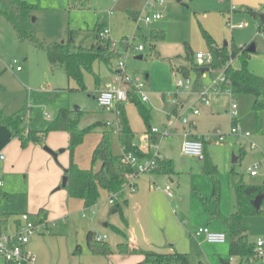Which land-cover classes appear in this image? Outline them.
<instances>
[{
    "label": "rangeland",
    "instance_id": "374dc122",
    "mask_svg": "<svg viewBox=\"0 0 264 264\" xmlns=\"http://www.w3.org/2000/svg\"><path fill=\"white\" fill-rule=\"evenodd\" d=\"M21 1L34 7L28 29L39 42H65L69 31H72L75 44L87 46L94 41L99 25L103 27L106 24L110 32V46L120 55L109 65L95 61L91 71L82 74L85 90H81L78 83L67 79L59 67L50 71L45 52L28 40L21 41L12 26L0 18V108L7 115L22 118L26 129L37 131L40 136V142L30 143L27 147H22L18 140L8 146L4 136L6 129L0 126V155L3 156L0 213L17 217L34 210L35 213L41 209L47 211L50 229L45 234L35 235L27 245L35 258L34 264H68L69 260H83L85 253L102 256L93 255L87 249L86 228L94 220L101 223L98 212L111 207L109 195L101 191L96 206L85 208L81 200L69 197L65 188L57 190L69 166L68 134L46 130L58 110L66 108L81 111L78 130L101 123L85 135L74 152V163L78 168L94 172L99 170V163L92 165V152L101 133L115 128L116 105L110 111L103 110L94 98L108 87L111 79L114 80L119 62L125 65L128 76L140 80L141 90L148 99L142 103L149 112L147 120L141 115L135 100L121 103L136 144H143L148 128H157L161 132L169 129L172 134L168 138H158L156 144L171 161L174 174L170 178L176 183L151 184V187L164 190L170 186L172 196L179 188L186 204L189 195L193 197L190 205L192 220L180 218L178 213V219L187 232L183 249L189 263L240 264L243 261L241 257L230 255L228 228L223 229L226 235L223 244L208 243L204 236L196 235V231L207 228L209 232H215L211 224L224 222L221 216L216 220L219 223L211 220L208 224L203 222L201 215H209L218 208L227 219L234 211L232 182H242L247 186L263 185L264 109L254 110L252 95H232L225 91L210 96V104L204 106L198 100V92L203 85H209L217 73H205L202 85L196 90L184 91L177 87V82L185 77L176 72V68L195 64L193 56L197 53L209 54V42L225 46L229 52L252 46L254 53L247 59L246 67L264 79V34L258 31L259 17L254 18L251 14V11L259 15L264 13V0H162V6L146 12H143L145 0H88L87 7L83 9H70L68 0ZM155 11L161 12V19L145 24V16H151ZM132 14L136 16L133 18ZM239 25L243 27L239 28ZM152 32H162L163 38L151 40ZM132 36L134 39H130V46L123 43ZM138 47L142 50L139 51ZM187 47L193 54L191 63L185 59ZM138 56L142 59H137ZM17 66L21 68L19 72L15 71ZM241 66L239 58L233 60L234 69ZM189 78L193 82V74ZM232 104L236 106V123L240 128L237 136L230 134L234 124L228 111ZM181 105L182 108L179 107ZM176 107H179L178 115L174 116L172 111ZM194 108L199 110L198 115L192 114ZM182 119L187 120V124H183ZM21 127L25 130L23 125ZM183 129L191 135L211 138L221 133L225 139L223 142L213 139L203 147L204 160L199 161L181 154L179 134ZM243 133L249 134L247 139L240 137ZM111 147L114 155L122 154L114 130ZM45 148L55 152L56 159ZM60 150L63 152L60 153ZM40 154L49 163L40 159ZM233 158L238 159L236 163L232 162ZM254 166H257V175L251 177L248 168ZM215 184L219 189L218 200L214 195ZM84 214L85 217H82ZM243 224L249 244L264 240V205L259 215L245 216ZM97 230L96 235H104L99 228ZM105 236V241H108V235ZM76 246H79V252L75 251ZM250 264H264V251L260 257L254 249Z\"/></svg>",
    "mask_w": 264,
    "mask_h": 264
},
{
    "label": "trees",
    "instance_id": "16d2710c",
    "mask_svg": "<svg viewBox=\"0 0 264 264\" xmlns=\"http://www.w3.org/2000/svg\"><path fill=\"white\" fill-rule=\"evenodd\" d=\"M87 3L88 0H68L70 9L86 8ZM33 9L32 5L21 0H0V18H4L12 26L21 41L28 40L36 48L43 50L48 63L52 67L58 66L62 68L66 77L75 80L81 90H85L82 83V74L84 71L90 72L92 64L95 61L109 65L112 60L119 57V54L111 48L110 40L100 39L97 35L94 37V41L87 46L75 44L72 31H69L68 39L65 42L56 44L39 42L28 29V20ZM251 14L254 18L258 17V14H255L253 11H251ZM258 31L264 34V20L260 23ZM162 38V32H152L150 34L151 40ZM209 47L212 61L204 68H209V72L222 71L229 81L232 95H252L254 97V110L264 109V79L254 75L246 67L247 59L251 54L247 52L249 46L240 47L231 52L228 51L227 47L217 46L213 42H209ZM192 56V52L187 47L185 51L186 61L191 63ZM193 58L195 60V56ZM236 58H239L242 63L240 69H234L232 64H230V61ZM201 68L203 67L198 66L195 61V64H191L190 66H178L176 72L182 74L185 78H189L190 74H193L192 88L196 90L203 84V77L205 76V73L200 72ZM128 99L136 101L141 115L147 120L149 112L142 106L143 102L140 98L138 99L135 94H129ZM115 112L117 123L115 132L117 133L122 153L131 152L141 159L151 158L152 151L144 152L134 144V132L129 126L121 104L116 105ZM80 113L81 111L67 108L60 109L46 132H66L68 134L70 160L68 168L64 171L67 177L65 189L69 197L79 199L83 201L85 208H91L98 203L101 190L105 191L108 195L122 193L130 185L132 170L122 161V154L114 155L112 152L111 134L113 130H106L101 133V138L92 152V165L99 163V170L94 172L93 170H81L78 168L74 163L76 148L82 143L86 134L101 125V123L97 122L83 130H78ZM232 123H234L233 120ZM0 126L5 127L9 131L11 138L17 139L22 147H27L30 143L40 142V136L37 131L24 130L21 127L22 119L20 117L7 115L1 108ZM146 134L150 136L151 142L156 139V136L151 133L150 128L147 129ZM154 171H160L166 175L173 173L169 161H158L152 173ZM207 174H210V172H207ZM232 189L234 192V211L228 221L230 255L241 257L243 261L240 264H250L255 248L254 245L248 243L247 229L243 224V218L261 213V207L264 205V183L262 186H247L242 182H232ZM218 190V186L215 184L214 195L216 198L219 196ZM258 195H263L262 205L259 209H255L253 201ZM121 209V204L116 201L111 205L110 213L121 214ZM29 217L35 224L46 223L47 211L41 209L37 214L29 215ZM94 236L90 232L86 235L87 247L90 252L93 255H109L111 250L108 245L105 242H96ZM76 251H79V249L77 248ZM119 252L121 254L142 255L145 264H189L187 256L177 252L159 254L144 252L140 249L128 250L127 245H120ZM225 264L229 263L225 262Z\"/></svg>",
    "mask_w": 264,
    "mask_h": 264
},
{
    "label": "crops",
    "instance_id": "0c3cea01",
    "mask_svg": "<svg viewBox=\"0 0 264 264\" xmlns=\"http://www.w3.org/2000/svg\"><path fill=\"white\" fill-rule=\"evenodd\" d=\"M254 13L258 14L256 12ZM135 16L136 14H132L133 18ZM258 17H259V14H258ZM260 22L262 21L260 20ZM104 26L106 27V24H104ZM92 42H89L88 45H90ZM46 63L49 65L50 71H53L55 68L58 67V66L52 67L48 63L47 58H46ZM60 69L62 70V68ZM112 82H113V79L109 81V84H111ZM179 107L182 108V105ZM179 107L178 108L176 107L172 111V114L174 116L176 115L177 109H179ZM56 115L54 116L56 117ZM51 120L53 121V119ZM22 125L25 128V130H29V129H26V127L24 126L23 119H22ZM193 128H195V125H193ZM181 135L182 133L179 134L180 141H181ZM4 136L7 142L6 145L8 146H12L13 143L17 142V139H11L10 133L7 129L4 131ZM196 136L197 135H194V134L191 135L192 138H195ZM213 139L216 140V138L213 136L210 140L205 141L204 147H206V145L209 142H211ZM68 140H69V136H68ZM134 144L144 152L151 151V148L146 147L145 138L141 146L137 145L135 141H134ZM159 153L163 158L162 161L164 162L169 161L171 163V161L168 160L160 151ZM39 158L43 159L44 162L49 163L48 162L49 160L46 157L42 156L41 154L39 155ZM2 161L0 160V167L2 166ZM171 166H172V163H171ZM173 174H174V171L170 175L172 176ZM170 175H166L160 171H154L153 173L148 174V175L146 174L144 176L140 175L135 181V190L129 191L125 189L119 196L120 199L118 203L121 204V208H122L121 214H118V213L111 214L110 213L111 207L110 208L107 207L108 211L106 209H103V211L99 210L98 214H99L101 223H98L94 220L90 224V226L87 227L88 229L86 228V230H88L86 235L89 232L96 235V233L98 232L97 230L98 228H99V231H102L104 233V235L107 234L108 241H104V242L108 245L109 249L111 250L110 255L92 256L91 254L85 253L83 260L81 259L69 260L68 264H143L144 257L142 255L129 254V253L121 254L119 252L120 245H125V246L127 245L128 250L140 249L144 252H154V253H159V254H171L174 252L185 254L186 250L183 249L184 248L183 246L187 242V237H186L187 232L184 229L182 222L178 219V216H179L178 213L181 214L180 218H184V219L188 218V220L190 219L192 220L193 217L191 216L190 205H191L193 197L189 195V198L186 204L185 203L186 200L184 196L180 193L179 188L173 194V196H172V192L170 188L171 196L168 197L164 193L163 190H155L156 188L153 189L151 187V184L167 185L168 182L170 184H175L176 182L170 178ZM177 186H178V183H177ZM1 188H3V183H2ZM102 192H105V191H102ZM218 197H217V200H218ZM233 207H234V203H233L232 208ZM37 212L35 213V210H34L32 213H23V214L35 215L37 214ZM230 215L226 219L223 213L221 214L220 209L217 208V210L214 211L213 213H209V215H205V216L201 215V217L203 219V222L210 224L211 220L215 221L214 223H219L216 220H219L222 216L224 219V222H222L219 225L211 224V226L213 227L215 232L224 233L223 229L224 227L228 228V221H229ZM0 219L2 220V222L0 223V231L2 229L12 230L13 227L20 222L19 221L20 216L12 217L10 214H7V213H0ZM44 224L46 225V230L50 229V226H49L50 223L47 221V219H46V223ZM45 233L46 231L41 234H45ZM30 242H32V239ZM86 246H87V242H86ZM77 248L80 251L79 246H76L75 251ZM87 249L89 248L87 247ZM230 260H232V258H230Z\"/></svg>",
    "mask_w": 264,
    "mask_h": 264
},
{
    "label": "built area",
    "instance_id": "2783aa9c",
    "mask_svg": "<svg viewBox=\"0 0 264 264\" xmlns=\"http://www.w3.org/2000/svg\"><path fill=\"white\" fill-rule=\"evenodd\" d=\"M117 1V0H114ZM162 0H145L143 12H146L148 9H154L156 6L163 5ZM161 12L155 11L151 16H145L144 23L149 24L152 21H157L161 19ZM111 14V12H109ZM100 25L97 36L100 39L110 40L109 39V30L107 27ZM239 28H242L243 25H239ZM130 39H134V36L128 38L125 43L127 46H130ZM115 46V45H114ZM114 50V49H113ZM138 50L141 51L142 47H138ZM116 53L118 51L115 50ZM120 56V55H119ZM195 61L200 67L208 66L212 61V55L209 53L204 55L202 53H197L195 55ZM233 60L230 61L232 64ZM15 61L13 65H15ZM116 74L113 82L109 84L108 88L98 92V95L95 97V101L97 105L103 109L110 111L112 107L117 104H121L128 100L129 94L139 95L142 102H147L146 94L141 90L142 84L139 79H132L130 76L126 74V68L123 62H119L116 67ZM21 70L20 67H16L15 71L19 72ZM217 77L211 81V83L207 86L203 85L202 90L198 92V100L204 105L208 106L210 104L209 97L216 96L221 92L225 91L231 93L229 88V81L226 79L225 75L222 71L216 72ZM192 81L190 78H185L184 80H179L177 82V87L183 89L184 91H190L192 88ZM193 115H198L199 110L194 108L191 110ZM229 115L234 121L233 127L230 129L231 135L240 134V128L236 123V106L232 104L229 109ZM183 124H187V120L182 119ZM110 126L109 123L106 124ZM117 128V123L114 131ZM151 133L156 136V139L151 142L150 136L146 135L145 142L146 147L151 148L152 157L141 159L131 152H123L122 153V161L132 170L130 185L125 188L130 191L135 190V181L142 174H151L152 171L156 168L157 162L162 161L163 158L159 153V147L156 144L158 138H168L171 137L172 134L169 129H165L164 131H160L157 128H152ZM249 136L248 133H243L240 137L242 139H247ZM210 136H196L195 138L191 137V134L188 130H183L181 135V154L184 156H188L199 161L204 160L203 155V147L204 142L211 139ZM217 141L223 142L225 139L224 134L217 133L214 136ZM253 149V146H252ZM0 160H3V156L0 155ZM257 166L252 168H248L249 174L251 177L257 175L256 171ZM2 187V182L0 181V188ZM124 189V190H125ZM164 193L170 197V187L166 186L163 190ZM121 195V193H112L109 197V203L112 205L117 201V198ZM85 217V214L82 215ZM20 222L16 224L12 230L2 229L0 231V264H34L35 258L31 254V252L27 249V245L31 241V239L38 234H41L46 231V225L35 224L30 220L28 214H23L20 216ZM2 220L0 219V223ZM196 235L204 236L206 242L212 244H223L226 241V235L224 233H215L209 232L207 228H200L196 231ZM106 236H94V240L96 242H104ZM255 252L258 256H263L264 251V240H258L256 244H254Z\"/></svg>",
    "mask_w": 264,
    "mask_h": 264
},
{
    "label": "water",
    "instance_id": "95a60500",
    "mask_svg": "<svg viewBox=\"0 0 264 264\" xmlns=\"http://www.w3.org/2000/svg\"><path fill=\"white\" fill-rule=\"evenodd\" d=\"M259 19H260L261 21H263V20H264V14L259 15ZM224 47H225V46H224ZM247 52H249V53H251V54L254 53V48H253L252 46H249V47L247 48ZM137 59H142V56H138ZM209 71H210L209 68H201V70H200V72H202V73H207V72H209ZM76 111H79V109H76ZM45 150H46L49 154H51V155L53 156L54 159H56L57 154H56L55 152H52L51 150H49V149H47V148H45ZM62 152H63V150H60V153H62ZM232 162H233V163H236V162H237V158H233V159H232ZM66 183H67V177L64 176L63 179H62L61 187L57 188V190H59L60 188H65V187H66ZM262 200H263V195H258L257 197H255V199H254V201H253V206H254L255 209H259V208L261 207V205H262Z\"/></svg>",
    "mask_w": 264,
    "mask_h": 264
}]
</instances>
